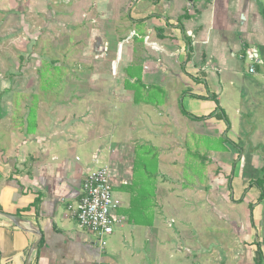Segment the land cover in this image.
<instances>
[{
  "label": "crops",
  "instance_id": "0c3cea01",
  "mask_svg": "<svg viewBox=\"0 0 264 264\" xmlns=\"http://www.w3.org/2000/svg\"><path fill=\"white\" fill-rule=\"evenodd\" d=\"M93 1L88 14L96 6V22L115 23V43L101 27L96 45L105 57L116 47L113 64L142 58L144 92L125 85L137 77L124 70L103 74L106 85L75 103L39 101L30 132V105L9 102L29 90L1 89L0 212L21 223L0 214V264H264V0ZM201 137L226 149L209 148L208 185L185 186L178 164ZM137 140L163 145L164 215L150 223L115 211L121 222L102 245L68 206L92 168L127 183Z\"/></svg>",
  "mask_w": 264,
  "mask_h": 264
},
{
  "label": "rangeland",
  "instance_id": "374dc122",
  "mask_svg": "<svg viewBox=\"0 0 264 264\" xmlns=\"http://www.w3.org/2000/svg\"><path fill=\"white\" fill-rule=\"evenodd\" d=\"M14 1L15 5L8 0L6 9L0 6V93H3L2 88L5 92L12 88L29 90L30 94L23 95L17 91L16 96H11L15 97L13 102L11 98L9 102L30 105L26 118L30 132L36 129V107L39 101L51 103V99H55L61 103H75L85 95L87 89L106 85L107 79L102 80L103 74L117 79L124 70L129 77L136 76L135 82L126 78L125 85L143 94V59L137 57L135 62L127 66L121 61L113 64L112 59L117 57L116 47L112 44V50L106 58L104 47L96 45L95 36L101 27L102 31L104 29L103 34H109L106 39L115 43L108 32L112 31L115 23L105 25L96 22L93 18L96 6L88 14L92 4L87 6L93 0H37L35 4L31 3L34 0ZM115 1L110 0L106 4L110 6ZM66 89L73 93L70 101L64 100L69 96L60 95ZM156 93L151 97L160 102L166 101V96ZM9 102L5 101V104ZM2 104L0 101V108ZM131 145L132 148L130 146L127 149L130 160V172L126 176L128 182L122 186L113 185V191L120 192L124 202L116 211L120 210L128 219L151 223L155 216L164 215L159 207L160 201L164 202V192L160 190L165 164L162 159L163 145L158 141L145 140H137ZM210 147H214L217 152H224L225 139L201 137L197 149L189 144L188 156L183 163L178 164L184 172L181 182L184 181L185 186L188 183L195 184L197 180L208 185L206 161H210ZM170 210L173 211L172 208Z\"/></svg>",
  "mask_w": 264,
  "mask_h": 264
},
{
  "label": "built area",
  "instance_id": "2783aa9c",
  "mask_svg": "<svg viewBox=\"0 0 264 264\" xmlns=\"http://www.w3.org/2000/svg\"><path fill=\"white\" fill-rule=\"evenodd\" d=\"M121 204L122 200L113 191L111 168L101 166L88 171L80 201L76 206L69 205L68 209L81 227L97 235L101 244L105 245L107 237L113 234L116 225L121 222L115 216Z\"/></svg>",
  "mask_w": 264,
  "mask_h": 264
},
{
  "label": "water",
  "instance_id": "95a60500",
  "mask_svg": "<svg viewBox=\"0 0 264 264\" xmlns=\"http://www.w3.org/2000/svg\"><path fill=\"white\" fill-rule=\"evenodd\" d=\"M0 214L9 218L10 220H12L17 225H20V223H21V219L18 216H15V215L9 214V213H2V212H0ZM37 247H38V241L34 244V249H36ZM26 264H30V258H28V260L26 261Z\"/></svg>",
  "mask_w": 264,
  "mask_h": 264
},
{
  "label": "trees",
  "instance_id": "16d2710c",
  "mask_svg": "<svg viewBox=\"0 0 264 264\" xmlns=\"http://www.w3.org/2000/svg\"><path fill=\"white\" fill-rule=\"evenodd\" d=\"M183 109V108H182ZM184 110V109H183Z\"/></svg>",
  "mask_w": 264,
  "mask_h": 264
}]
</instances>
